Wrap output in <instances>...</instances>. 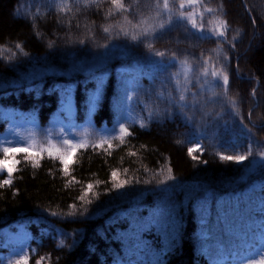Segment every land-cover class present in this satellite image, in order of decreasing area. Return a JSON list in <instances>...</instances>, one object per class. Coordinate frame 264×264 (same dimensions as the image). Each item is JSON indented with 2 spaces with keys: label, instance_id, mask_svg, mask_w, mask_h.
<instances>
[{
  "label": "trees",
  "instance_id": "16d2710c",
  "mask_svg": "<svg viewBox=\"0 0 264 264\" xmlns=\"http://www.w3.org/2000/svg\"><path fill=\"white\" fill-rule=\"evenodd\" d=\"M198 1L0 0V264H264V0Z\"/></svg>",
  "mask_w": 264,
  "mask_h": 264
},
{
  "label": "rangeland",
  "instance_id": "374dc122",
  "mask_svg": "<svg viewBox=\"0 0 264 264\" xmlns=\"http://www.w3.org/2000/svg\"><path fill=\"white\" fill-rule=\"evenodd\" d=\"M177 4L179 5L180 9L184 10L182 12V15L189 20L192 21L194 18V13L198 11L200 7V3L198 0H175ZM164 4L161 3L156 9V11L149 16L147 19L142 21V23L139 25L138 28H136L135 32H141L146 34H154L157 30H159L164 24L166 18L168 19L171 15L167 3H165V0H163ZM183 5L186 8H183ZM133 29V28H131ZM92 67L87 68L85 70L91 71ZM177 69L179 73L185 74L186 72H189L191 70L190 64L180 61L177 63ZM198 78L202 79L204 82L205 87L211 88L214 86V81L206 80L204 76L197 75ZM187 76H184L183 78H186ZM223 82V79H221ZM18 123L16 125H23L27 127L26 129H21L20 131L23 132L26 135V138L32 142L37 144H47V136L51 134V132H54L55 129H58L59 127L57 125H54L53 129H46V128H39L36 126V123L29 122L26 123L24 120H18ZM20 127V126H19ZM200 142H197L193 144L189 151L191 153H194L195 151H199ZM263 159V158H262ZM261 159V160H262ZM0 233L4 234L6 240H20L23 243H28L31 237L30 230L24 223H14L12 228H3ZM264 240V239H263ZM259 252V251H258Z\"/></svg>",
  "mask_w": 264,
  "mask_h": 264
}]
</instances>
